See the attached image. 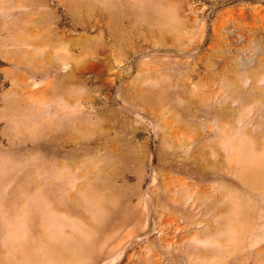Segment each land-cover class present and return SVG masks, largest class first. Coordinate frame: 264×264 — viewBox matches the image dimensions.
<instances>
[{"label":"rangeland","instance_id":"374dc122","mask_svg":"<svg viewBox=\"0 0 264 264\" xmlns=\"http://www.w3.org/2000/svg\"><path fill=\"white\" fill-rule=\"evenodd\" d=\"M0 264H264V0H0Z\"/></svg>","mask_w":264,"mask_h":264},{"label":"trees","instance_id":"16d2710c","mask_svg":"<svg viewBox=\"0 0 264 264\" xmlns=\"http://www.w3.org/2000/svg\"><path fill=\"white\" fill-rule=\"evenodd\" d=\"M6 66L5 62L0 59V93L7 87L8 82L5 79L3 68Z\"/></svg>","mask_w":264,"mask_h":264}]
</instances>
